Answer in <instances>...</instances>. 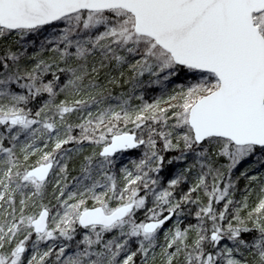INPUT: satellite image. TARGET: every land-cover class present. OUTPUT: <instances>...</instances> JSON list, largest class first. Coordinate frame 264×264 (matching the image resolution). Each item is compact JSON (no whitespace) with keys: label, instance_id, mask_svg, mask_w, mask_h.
<instances>
[{"label":"snow or ice","instance_id":"obj_1","mask_svg":"<svg viewBox=\"0 0 264 264\" xmlns=\"http://www.w3.org/2000/svg\"><path fill=\"white\" fill-rule=\"evenodd\" d=\"M0 264H264V0H0Z\"/></svg>","mask_w":264,"mask_h":264}]
</instances>
